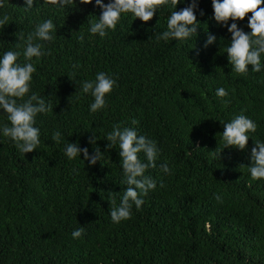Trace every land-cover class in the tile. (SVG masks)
<instances>
[{"label": "trees", "instance_id": "obj_1", "mask_svg": "<svg viewBox=\"0 0 264 264\" xmlns=\"http://www.w3.org/2000/svg\"><path fill=\"white\" fill-rule=\"evenodd\" d=\"M24 6L6 0L0 8V54L20 51L23 63L17 35L26 39L36 24L53 19V40L34 41L45 54L33 58L31 82V92L52 107L36 118L37 150L23 154L0 137V264H264V178L254 180L248 171L252 138L264 140V71L251 65L244 74L232 71L225 53L230 34L211 18V0H200L198 36L183 42L156 40L175 10L171 0L148 22L123 14L104 38L88 31L100 14L93 4ZM239 23L250 31L247 16ZM207 32L217 42L205 49ZM101 71L117 86L107 108L90 113L93 98L74 82ZM220 87L227 97L216 96ZM240 113L257 130L245 150L224 148L223 123ZM117 123L136 127L159 149L157 167L145 173L156 189L119 224L109 213L126 185L118 146L105 149V135ZM57 130L59 143L52 139ZM93 133L105 152L95 166L64 155L68 142L91 153ZM165 163L169 173L160 168ZM80 226L84 233L73 239Z\"/></svg>", "mask_w": 264, "mask_h": 264}, {"label": "clouds", "instance_id": "obj_2", "mask_svg": "<svg viewBox=\"0 0 264 264\" xmlns=\"http://www.w3.org/2000/svg\"><path fill=\"white\" fill-rule=\"evenodd\" d=\"M6 0H0V8H3ZM52 5L60 8H69L75 0H48ZM81 4H93L100 9V14L95 22L90 23L88 29L93 36L99 35L104 38L109 30H115L118 22L125 13H130L135 19L148 22L159 11V6L167 0H79ZM37 0H24L25 11L34 8ZM178 4L185 6L177 10ZM175 8L166 20V30L156 35L157 41H178L190 40L198 36L200 21L198 14L205 13L200 8V0H171ZM212 19L217 25L227 29L230 34V41L225 53L232 71L244 74L249 71H264V0H211ZM251 13V15H247ZM247 16V29L240 26L239 22ZM2 23V21H0ZM56 25L53 19L48 18L35 26V30L26 39L22 34L17 35L18 40H24L23 57L24 62H19L21 52L8 50L0 54V116H6L8 123L0 124V137L9 138L15 147L23 154L37 150L40 144V128L36 126V118L51 110V104L42 96L31 92L33 74L37 72L33 58H40L45 53L43 45L39 42L53 40V32ZM84 39V35L79 37ZM217 36L211 32L206 33L203 47L214 45ZM19 47V46H17ZM74 68L78 65H73ZM74 82V81H73ZM81 93L90 94L93 98L89 104V112L96 113L107 108L106 97L114 87L117 80L106 72H97L92 80H81L74 82ZM229 95L224 87L216 90L218 98H225ZM138 121L133 120L132 124ZM257 124L243 113L235 115L230 121L223 123L221 139L224 148H235L245 150L251 133H255ZM60 131L52 135L53 141H61ZM107 144L105 149H112L118 146V155L121 161V169L124 176L123 183L126 188L118 206L110 210V218L113 223L119 224L131 218L133 206L140 210L144 204V198L155 190L157 182L146 175L149 168H156V160L159 156V149L156 142L147 135L139 134L136 127L113 124L111 131L105 135ZM253 146L250 152V165L248 171L254 180L264 178V140L253 139ZM96 135L89 137L88 143L95 145L90 153L87 147H81L79 142H68L64 148V155L73 160L83 156V161L89 167L100 162L105 152H102L97 145ZM143 153L144 159L140 158ZM161 170L169 173L168 165L161 164ZM163 187V185H161ZM220 200L219 196H216ZM84 233V227L80 226L71 233L73 239H78Z\"/></svg>", "mask_w": 264, "mask_h": 264}]
</instances>
